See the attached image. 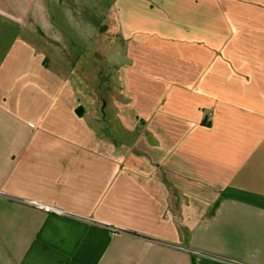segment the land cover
Segmentation results:
<instances>
[{
  "label": "crops",
  "instance_id": "obj_1",
  "mask_svg": "<svg viewBox=\"0 0 264 264\" xmlns=\"http://www.w3.org/2000/svg\"><path fill=\"white\" fill-rule=\"evenodd\" d=\"M49 6L0 0V264H264V0H114L89 89Z\"/></svg>",
  "mask_w": 264,
  "mask_h": 264
},
{
  "label": "rangeland",
  "instance_id": "obj_2",
  "mask_svg": "<svg viewBox=\"0 0 264 264\" xmlns=\"http://www.w3.org/2000/svg\"><path fill=\"white\" fill-rule=\"evenodd\" d=\"M113 6L114 0H50L49 9L53 15L54 26L52 36L58 41V43L54 41V45L62 48L64 59L70 62L67 66L70 67L71 72H74L73 75L70 74L71 82L77 81L81 72H93L97 54L94 51L95 38L90 32L93 30V24L89 25V22L93 21L94 14H96V18H105L110 26ZM103 25L107 26L106 24ZM101 36L103 42H108V34L103 33ZM116 42L121 44L122 40L118 39ZM117 51L120 52L121 49ZM102 52L104 56L99 59V62L96 61V64L100 65L104 73L115 71L113 66L111 67L109 64L110 60L113 59V55H118L117 57L122 62L124 61L123 56L118 52L115 54L114 50L109 48V45H106ZM80 80L81 85L86 89H89V87L94 88V82L91 83L88 78L86 80L81 77ZM103 83L106 82L103 81Z\"/></svg>",
  "mask_w": 264,
  "mask_h": 264
},
{
  "label": "built area",
  "instance_id": "obj_3",
  "mask_svg": "<svg viewBox=\"0 0 264 264\" xmlns=\"http://www.w3.org/2000/svg\"><path fill=\"white\" fill-rule=\"evenodd\" d=\"M44 209H45L46 211H48V212H50V211H55V210H53L52 208H50V207H48V206H45Z\"/></svg>",
  "mask_w": 264,
  "mask_h": 264
}]
</instances>
